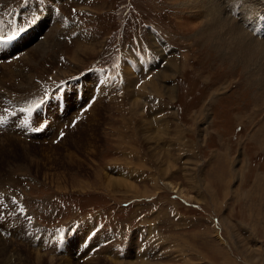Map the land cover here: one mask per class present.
I'll use <instances>...</instances> for the list:
<instances>
[{"label":"rangeland","instance_id":"374dc122","mask_svg":"<svg viewBox=\"0 0 264 264\" xmlns=\"http://www.w3.org/2000/svg\"><path fill=\"white\" fill-rule=\"evenodd\" d=\"M31 1L0 0V35L25 30L18 41L0 52H9L0 57V87L15 91L3 97L8 106L25 109L55 98L61 88L63 109L71 96L78 101L72 109L77 106L75 121L62 123L52 140L48 129L41 135L48 122L46 109L37 123L34 111L28 110L31 119L26 124H46L29 137L16 130L14 119L0 123V137L11 134L14 145L0 157L5 162L15 157L13 165L0 166V188L7 189L0 190L6 192L7 209L16 199L24 207L22 216H31L37 227L53 229L48 236L55 235V241L51 239L54 248L50 243L46 246L50 249L44 250L28 239L40 249L41 264H48L49 258L52 264H264V91L258 89L244 64L230 61L199 39L196 31L183 28L188 15L182 10V0H59L54 4L64 21L50 8L53 0H45L37 6L44 16L37 12L34 25L26 23L25 13L13 14L18 13L14 7ZM252 1L255 4L241 11L251 15L250 24L243 21L248 32L264 29V0ZM54 13L63 22L59 27L50 24ZM225 14L233 15L227 9ZM48 33L47 48L33 61L30 74H22L28 80L19 81L15 60ZM158 38L165 43L163 47L156 43ZM91 44L100 46L95 56L83 65L75 63L74 56ZM75 65L80 67L77 72ZM166 65L174 70L165 81L175 84L174 98L157 96L158 91L151 92L153 86L147 84L157 82V70ZM96 68L108 80L94 89L97 78H104L101 72L93 73ZM133 79L136 88L150 91L164 106L166 138H160V128L150 124L154 138L143 141L145 130L136 112L148 116L147 100L151 98L130 93L126 82ZM92 106L93 112L74 129L72 137L58 143L66 136V125L71 131L77 118L81 120ZM3 109L0 118L6 113ZM55 115L56 125V116L63 118L64 114ZM198 131L207 133L204 142ZM80 135L90 138L86 147L74 143ZM109 170L118 177L123 172L124 179L136 187L110 191L103 175ZM166 182L194 199L182 198L166 188ZM57 184L65 190L57 189ZM1 218L0 247L4 244L8 250L0 254V264H25L24 255H28L27 264H36L35 256L30 258L34 255L28 252L30 247L21 251L23 259L17 258L14 248L21 244L16 239L19 235L1 229L7 223ZM129 254L135 256L133 263L126 262L131 260Z\"/></svg>","mask_w":264,"mask_h":264},{"label":"bare ground","instance_id":"6f19581e","mask_svg":"<svg viewBox=\"0 0 264 264\" xmlns=\"http://www.w3.org/2000/svg\"><path fill=\"white\" fill-rule=\"evenodd\" d=\"M255 2L252 1V0H248V1L247 0H224V1L223 0H182L181 1V4L183 5L182 10L184 12L187 11V15H188V16H186V14H184L186 16V18L183 19V21H184L183 22V28L185 30H187V31L193 32L194 34H195L194 31H196L197 34H195V35L199 36L200 37L199 39L204 40L205 43L206 42L210 43L211 47L214 48L215 50H217V52H223L224 55L230 61H232L234 63H237V64L238 63L244 64L243 65V68H244V66L246 67V69H247L246 72H249L253 76V78L256 80L255 82L257 83L258 89H262V92H263L264 91V78H263L264 77V35H263L264 29H257V30L254 29V31L253 30L252 31L250 30L248 32L246 30L248 27H247V25H245V23H243V21H244V19H246L245 20V21H247L246 23H249L250 24V20H249L250 18H248V17L251 16V15L249 14V16H248V10L247 11L245 10V12H241L242 10L244 11L245 8L246 9L250 8V6L252 4H255ZM44 8H47V5L44 6ZM236 8L237 9L238 8H241V10L239 9L240 10V15L239 16H241L242 19L239 18V17H237V14L236 13L239 12V10L237 11ZM226 9H227L228 12H231L233 14L232 16H234L236 14V19L237 20L235 19V17L233 18L232 16H229V15L227 16L225 14L226 13ZM8 11H10V9ZM47 11H48V9H47ZM251 11H253V10H251ZM53 19H54V21L51 24H54V26H58L59 27L60 24L63 23V22L62 23L60 22L61 20L58 21L57 13H54L53 14ZM243 27H245V29ZM249 27H250V25H249ZM255 36L258 37V38H255ZM259 36H261V38ZM50 38H51V35H50V33H48L46 36H44V38L42 39L41 42H39L37 45H34L33 48L29 49L30 51L25 56L20 54L19 55V57H20V60L19 61L18 60H15V62H14L15 68H17L18 69V72H20V73L17 74V75H19V81L25 83L28 80L26 76L30 74V72H28V71L31 69V66H33L32 65L33 61H35L36 57L39 55L40 52H44L42 50L49 43ZM196 39H198V38H196ZM99 49H100V46L97 47L96 44H94V45L91 44L89 46H84V48L82 50H80V52L76 51L78 53L74 56L75 63H80V65H83L85 62H87L86 59L93 58V56H95V53H97L99 51ZM16 52H18V51H16ZM224 55H222V56H224ZM20 63H21V65H20ZM72 64H73V62H72ZM79 68L80 67H77L76 66L75 70L74 69H72V70H74V72H77ZM250 69H252V70H250ZM24 71H27L26 73H24V74H26V76L22 75ZM172 71H174V70H173V67H171V65L164 66L160 71L158 69L157 70V73H156V78L158 79V81L157 82H152L151 81V82L147 83L150 86H153V89H150L151 92H152V90H157L158 91V95L157 96L165 94L168 97L174 98L175 97V90H176L175 89V87H176L175 84H173V83L166 84L165 83V81H167V79L171 75L170 72H172ZM63 73H64V71H63ZM9 74H10V72H9ZM261 74H263V75H261ZM93 75H91L90 78L94 77ZM256 75H259V77H257ZM6 78L8 79L9 77L7 76ZM12 80H13V78H12ZM3 81L5 82V79ZM15 81H18V80L15 79ZM11 84H13V83H11ZM126 84L131 89L130 93L132 92V94H133V92L136 93V91H137L136 94L139 95V98H141V97H143V98H151V99H148L147 100V103H148V106H149V114H148V116H145L144 117L140 113V111H137V107H134L135 112L137 111L136 112V115L139 118L138 119V122L141 123L140 125H142L141 127H143L142 128L143 131L145 130L144 133L142 134L143 141L147 143V142H150V138H152V139L154 138L152 136V134H151V133H153V132H151L152 130L148 128V127L151 126L150 124H152L153 126H156V127H159L160 128V131H158V133L160 135V138L161 137L162 138L163 137L166 138V130H165V127H166V123L167 122L165 120V113H164L165 112V109H164V106H162V104L159 103V100H156L157 97L154 94L150 93V91H148V90L144 91L143 90L144 88H141L139 86L136 88L135 87L136 81L134 79L132 81L126 82ZM15 86L13 87V89H15ZM8 87L10 88V86H8ZM5 88L0 87V115L2 114V110L1 109H3V108H5V109L8 108L7 110L10 111V112H12V113L9 114L7 117L6 116L5 117L4 116L1 117L0 120L2 119L3 122L7 123V122H10V121L11 122L13 121L12 120V114H14L13 111H14L15 107H12L10 105L8 106L7 105V102H6V99L3 97L4 95L13 96V94H11L10 92H12L14 90L8 92L6 90L7 88L6 89ZM24 89H26V87ZM16 90L18 91V89H16ZM18 94H20V93H18ZM64 95H65V93H64ZM76 95H77V93H75V96ZM79 99L81 101V98H79ZM153 100H156V104H154V101ZM50 101H54L53 97L50 99ZM50 101H49L48 108H45L46 111H47V113H46L47 118L46 119L48 120L47 125H46L47 127L42 132L41 135L45 134V131L48 129L49 132H50V134H51L50 139L52 140V138H54L55 135L58 133V131L61 129L62 123L63 124H64V122H67L68 123L71 120V118H73V117L75 118V116L73 115V113H76V111L78 110L77 109V106H76V108L74 110H72V109L75 106L74 103H78V101H77V98L74 97V95L71 96V98L68 99V102L65 103V109H63V111H61L64 114V117L63 118H60V116H56L57 115V113L55 112L56 106L54 108V106L52 104H50ZM54 102L56 103V101H54ZM139 103H140V101H138V104ZM93 109H94V107L92 106L91 109L86 110V111H88L86 113L87 115L86 114L81 115V118H82L81 120H80V117H78L77 119L79 120V122L76 123L74 125V127H72L73 129L71 131H69L68 128H66L67 127V125H66L65 129H63L64 130V133H66V136L63 137V139H61V140L59 139L58 140V143L63 144V143L66 142V140L68 141V139H70L72 137L71 134H72L73 131H75L74 129H77L76 128L77 126L79 127V126L83 125V121L86 120L87 119V116L90 115L93 112ZM79 111L77 112L78 115H79ZM27 112H28V116H29V112L30 111H27ZM31 113H32V111H31ZM53 114H56L55 115L56 116V119H58V122H59L56 125H55V122H54L55 120L52 118L53 117ZM33 115L35 116V122L37 123L41 119L39 109H38V113H35L34 112ZM72 115H73V117H71ZM24 117H26V116H24ZM30 119L31 118H28V122L30 121ZM97 122H98V118H97ZM31 125H33L35 127V125H37V124H31ZM179 126H181V125L178 124V127ZM89 127H90V130L93 129V127H91L90 125H89ZM9 129H11V128H9ZM6 130H7V128H6ZM148 130H149V133H148ZM200 132H201V134H200ZM203 132L204 131H198V133H199L198 135L200 136V139L199 140L201 142H204L206 140V134L207 133H205V132L203 133ZM10 135L9 136H5V138H3L4 136L3 137H0V153H2L3 150H10L14 146L11 143V138L12 137H10ZM12 135H16V134H12ZM85 135H80L79 136V139H76L77 141H74V143L75 144H79L80 143V144H83V147L84 146L86 147V144H88L90 138L88 136H85ZM153 135H155V134H153ZM155 140H156V138H155ZM92 143H94V142H92ZM153 143H154V141H153ZM78 146H80V145H78ZM152 146L154 147L153 144H152ZM22 147H25L26 148L27 146L21 144V148ZM50 147L53 148L52 145ZM156 148H158V147H156ZM91 151L94 152L93 149H91ZM69 157H71V156L69 155ZM162 157H164V156H162ZM12 158H15V157H7V160L5 162L4 157H0V166L3 165V164L4 165H7V166L13 165V163H11V161H12L11 159ZM29 160L31 161V159H29ZM31 162H34V161L32 160ZM9 163H11V164H9ZM109 171L106 172L103 175H104V177L106 179V185L109 187V190L110 191H115V190H119V189H127V188H130V190H132V189H134L136 187L135 184H132V182L129 181L130 179H127V180L124 179V175L122 174L123 172L121 173L122 175L120 174L119 177H118L117 174H116V176L115 175H111L112 172H111V170H109ZM44 178L46 179L45 174H44ZM155 185H157V184H155ZM163 185L166 188L170 189V190L171 189L174 190L178 195L182 196V198L184 197V199H188V200L194 199V197H192L191 195L185 193L183 191V189L180 188L177 185L170 184L168 182L164 183ZM55 186H56L57 189L65 190V188H62L61 185H58L57 184ZM157 186L154 187L155 190L157 189ZM81 187H82V185H81ZM108 187H107V189H108ZM155 190H154V192H155ZM9 207H10V209H7V211H8V213L11 214L10 219L13 218L14 221L16 219H19L21 221H22V219H24V217H22V218L18 217L19 212H15V207L13 205H9ZM12 208H13V210H12ZM14 221H12V222H14ZM1 228H3V227H1ZM33 228H35V226H33ZM28 231H30V230H28ZM18 235H19L18 236L19 238H16V239H18L19 241H21V244H19V246L16 245L15 248H14V250H16L15 252H16L17 258L20 257L21 259H23L22 258L21 251H23V248H26L27 249V247H30L31 249L28 252L31 251V253L34 254V255H31V253H30V255H31L30 258L32 256H35V263L36 264H41V260H43L44 258L41 256V254L39 252L40 249L39 250L36 249L37 248L36 245L34 246V245H32L29 242L30 239H29L28 236H26L24 234L21 235V232ZM54 236L55 235L53 233V234L49 235L48 238L49 239L53 238V240H54ZM217 238H218V236H217ZM28 239H29V241H28ZM55 239H56V237H55ZM32 240L33 241H31V242H34L35 241V239H32ZM219 240H221V239H219ZM51 241L52 240H50V243H51ZM25 243H28L29 246H27L28 244H25ZM222 243L225 244L224 242H222ZM50 246H51V248H54V244L51 243ZM46 248L47 249H50L48 247H46ZM26 249H25V252H26ZM6 250H8V246H5L3 244V246L0 247V254L1 253H6ZM45 252H49V250H46ZM42 255H44V254H42ZM3 256H4V254H3ZM46 257H48V256H46ZM128 257L131 260H126V262L127 261H130L131 263H133V260H132L131 257H134V255L129 254ZM27 258H28V255H24L25 264L28 263V259ZM68 258H66V260H68ZM21 259H20V261H21ZM46 260H47L48 264H52V261H53L52 258L51 259L49 258V259H46ZM91 260L94 261L95 259L94 260L91 259ZM23 261L24 260H22L21 262H23ZM97 262L98 261H96V263ZM53 263H55V262H53ZM110 263H112V262H110ZM116 264H119V263H116ZM141 264H143V262Z\"/></svg>","mask_w":264,"mask_h":264},{"label":"snow or ice","instance_id":"6c2138e0","mask_svg":"<svg viewBox=\"0 0 264 264\" xmlns=\"http://www.w3.org/2000/svg\"><path fill=\"white\" fill-rule=\"evenodd\" d=\"M24 31H25L24 29H20L19 32H16V33H13L12 35L7 36L6 39L9 41L17 39L19 37V35L22 34ZM3 40H5V37L0 35V41H3ZM0 123H2V120H0ZM37 130H39V129H37ZM61 136H63V133H61ZM14 203H15V201H14ZM20 212L23 213L24 209L20 208Z\"/></svg>","mask_w":264,"mask_h":264},{"label":"crops","instance_id":"0c3cea01","mask_svg":"<svg viewBox=\"0 0 264 264\" xmlns=\"http://www.w3.org/2000/svg\"><path fill=\"white\" fill-rule=\"evenodd\" d=\"M135 257V256H134Z\"/></svg>","mask_w":264,"mask_h":264}]
</instances>
